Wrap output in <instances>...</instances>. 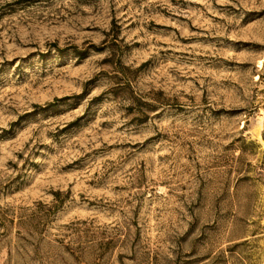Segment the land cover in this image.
<instances>
[{
  "label": "rangeland",
  "instance_id": "374dc122",
  "mask_svg": "<svg viewBox=\"0 0 264 264\" xmlns=\"http://www.w3.org/2000/svg\"><path fill=\"white\" fill-rule=\"evenodd\" d=\"M0 264H264V0H0Z\"/></svg>",
  "mask_w": 264,
  "mask_h": 264
}]
</instances>
